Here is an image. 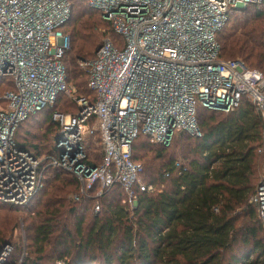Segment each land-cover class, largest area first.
Wrapping results in <instances>:
<instances>
[{"label": "built area", "instance_id": "built-area-1", "mask_svg": "<svg viewBox=\"0 0 264 264\" xmlns=\"http://www.w3.org/2000/svg\"><path fill=\"white\" fill-rule=\"evenodd\" d=\"M88 1L112 22L125 47L107 37L92 60L80 61L94 94L79 95L63 62L71 47L62 30L71 18L70 1L0 0V81L8 78L15 86L0 96V202L28 206L53 167L72 172L80 184L74 199H96L95 212L116 185L136 206L137 190L155 189L144 183L142 164L132 156L140 133L164 145L176 132L201 137L199 103L229 113L248 99L264 119V72L241 59L221 58L216 39L233 10L264 0ZM60 94L78 110L53 112L60 127L57 153L36 156L17 143V130L53 108ZM94 134L103 157L91 165L85 142ZM255 202L264 224V175ZM13 250L8 243L0 246V264H23L25 254L13 261Z\"/></svg>", "mask_w": 264, "mask_h": 264}, {"label": "trees", "instance_id": "trees-1", "mask_svg": "<svg viewBox=\"0 0 264 264\" xmlns=\"http://www.w3.org/2000/svg\"><path fill=\"white\" fill-rule=\"evenodd\" d=\"M69 1L71 18L62 26L71 37V47L63 58L67 82L79 95H92L79 59L96 56L103 43L100 27L118 48L125 44L112 22L88 0ZM216 39L221 58L241 59L264 72V1L233 10ZM14 88L11 79L0 81V96ZM77 110L76 103L60 94L53 108L21 124L17 143L36 156L56 154L60 127L52 114ZM196 117L201 137L176 132L170 144L164 145L140 133L133 141L132 156L142 164V180L155 187L151 192L137 190L136 206L131 205L123 186L116 185L99 199L98 214L95 205L92 207L93 215L85 227L89 211L83 205L96 199L67 203L68 187L78 192L79 181L73 174L49 167L44 188L52 182L60 185L52 186L54 191L47 199H41L43 188L26 207L0 202V206L16 210L34 211L43 206L28 225L29 255L26 247L18 249L6 239L18 217L11 218L9 225L0 224V246H13V261L25 254L23 264H42L48 246L58 254L56 264L64 259L65 264H264V224L255 202L264 175L263 116L244 99L229 113L199 103ZM38 122L45 129L41 135L29 131ZM93 136L85 142L86 162L91 165L99 164L103 157V152L100 159L90 156L87 139ZM69 217L75 221L74 233Z\"/></svg>", "mask_w": 264, "mask_h": 264}, {"label": "rangeland", "instance_id": "rangeland-1", "mask_svg": "<svg viewBox=\"0 0 264 264\" xmlns=\"http://www.w3.org/2000/svg\"><path fill=\"white\" fill-rule=\"evenodd\" d=\"M95 16H98L97 14H95ZM74 24V23H73ZM69 25L70 29H72V25ZM99 33L102 34L101 35V40L102 42L108 37V35H104L106 33V30L102 27H100L99 29ZM107 34V33H106ZM103 36V37H102ZM82 59H79V63ZM81 66V65H80ZM82 68V66H81ZM83 69V68H82ZM262 69V68H260ZM263 70V69H262ZM77 94H79L77 92ZM39 122L37 123V126L29 129V131H38L37 135H41L42 132L45 130L43 127L44 126H39ZM95 124V123H94ZM30 126V125H29ZM93 124L91 125V128H92ZM44 129V130H43ZM90 137V136H89ZM35 138H38V136H36ZM87 141H89L90 143V147H89V151H90V156L91 158H95V156L99 155L98 156V159H100L102 157V152H103V147H102V143H101V140L99 138V136L97 134H94V136L92 138H88ZM36 142V141H35ZM63 170V169H62ZM66 171V170H64ZM67 173L69 174H72V172L70 171H66ZM264 174V173H263ZM142 178V177H141ZM54 185H60L58 182H55V183H50L48 184V186L46 187V189L42 192V198L41 199H47V197H49L53 191H54V188H52V186ZM70 190H71V193L69 194L68 196V200H67V203L68 201H73L76 203V200L74 199V196L75 194H77L78 192L77 189H75V187H68ZM80 188V186H79ZM48 192L45 194V197H44V193L45 191ZM90 198H87V200H89ZM82 200V199H81ZM97 201V200H96ZM96 201L92 203L89 202V203H85L83 206H86L88 208V213L86 214V222L84 223L85 224V227H87L89 221H90V216L93 215V212L91 211L92 207L94 205H96ZM43 206L38 205L37 208H35V210H16V209H12L10 207H6L4 205L0 206V215H1V219H0V224H6V225H9V222H10V219L11 218H16L18 217V220H17V224L13 225L11 228H10V231L9 233H7V236H6V239L8 240V242H13L15 243V245L18 246V249L22 248V250L24 249L23 247H26V249L24 250H27L28 252V255H29V251H28V245L31 243V240L28 238V225H30L32 223V221H35V214L36 212L41 209ZM82 208V207H81ZM100 212V211H98ZM98 212L96 214H98ZM9 215V216H5V215ZM64 218H67L66 214L64 215ZM68 225H69V228L72 230V232L74 233L75 232V221L74 219L71 217H69V221H68ZM53 248L52 246H48L47 247V251L45 253V257L42 261V264H56V258L58 257V254H55L53 253ZM32 250V249H31ZM34 258H37L35 255H33ZM65 260V259H64ZM62 261V260H59L57 262V264H59V262Z\"/></svg>", "mask_w": 264, "mask_h": 264}, {"label": "water", "instance_id": "water-1", "mask_svg": "<svg viewBox=\"0 0 264 264\" xmlns=\"http://www.w3.org/2000/svg\"><path fill=\"white\" fill-rule=\"evenodd\" d=\"M82 60H84V59H82Z\"/></svg>", "mask_w": 264, "mask_h": 264}]
</instances>
